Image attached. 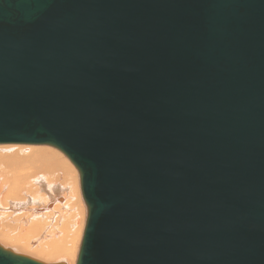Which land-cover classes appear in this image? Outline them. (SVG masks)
I'll list each match as a JSON object with an SVG mask.
<instances>
[{"label":"water","instance_id":"95a60500","mask_svg":"<svg viewBox=\"0 0 264 264\" xmlns=\"http://www.w3.org/2000/svg\"><path fill=\"white\" fill-rule=\"evenodd\" d=\"M14 142L78 168L76 264H264V0H0Z\"/></svg>","mask_w":264,"mask_h":264},{"label":"bare ground","instance_id":"6f19581e","mask_svg":"<svg viewBox=\"0 0 264 264\" xmlns=\"http://www.w3.org/2000/svg\"><path fill=\"white\" fill-rule=\"evenodd\" d=\"M87 213L80 172L64 151L0 143V245L47 263L76 264ZM12 221L24 228L15 231Z\"/></svg>","mask_w":264,"mask_h":264},{"label":"rangeland","instance_id":"374dc122","mask_svg":"<svg viewBox=\"0 0 264 264\" xmlns=\"http://www.w3.org/2000/svg\"><path fill=\"white\" fill-rule=\"evenodd\" d=\"M77 170V169H76ZM80 192H81V190H80ZM84 207H85V205H84ZM12 219V218H11ZM14 223V224H13ZM15 221H12L11 222V224H12V226H16L17 225V227L15 228L14 227V229H15V231H20L21 230V228L23 229L24 228V226H21V225H19V223H16V225H15ZM19 226V227H18ZM20 226H21V228H20ZM14 229H12L11 231H14ZM16 229H18V230H16ZM17 252H21V251H18V250H16ZM21 253H25V252H21ZM68 262H69V260H68Z\"/></svg>","mask_w":264,"mask_h":264}]
</instances>
